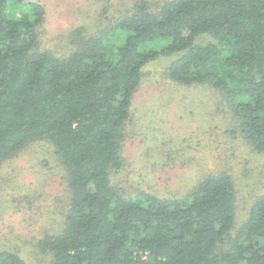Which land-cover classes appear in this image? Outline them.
<instances>
[{
	"label": "trees",
	"instance_id": "trees-1",
	"mask_svg": "<svg viewBox=\"0 0 264 264\" xmlns=\"http://www.w3.org/2000/svg\"><path fill=\"white\" fill-rule=\"evenodd\" d=\"M43 15L37 2L0 0V166L31 141L53 145L69 195L61 229L37 240L50 264H264V193L234 223L231 174L169 199L126 196L111 180L143 68L159 55L172 56L166 78L210 87L264 152V0H139L108 30H74L79 46L62 57L38 48ZM0 264L31 263L0 251Z\"/></svg>",
	"mask_w": 264,
	"mask_h": 264
},
{
	"label": "rangeland",
	"instance_id": "rangeland-1",
	"mask_svg": "<svg viewBox=\"0 0 264 264\" xmlns=\"http://www.w3.org/2000/svg\"><path fill=\"white\" fill-rule=\"evenodd\" d=\"M44 7L38 48L57 57L84 39L110 29L130 15L139 0H23ZM155 7L162 0H146ZM127 33L112 38L121 44ZM166 39L146 47L160 46ZM171 55L145 64L124 128L123 166L111 173L126 196L147 192L162 198L184 194L210 173L231 174L235 187L234 223L243 221L255 197L264 193V152L243 140L228 105L203 85L185 86L166 78ZM64 171L50 142L28 143L0 166V251L20 254L31 264H50L37 248L45 232L59 231L67 210Z\"/></svg>",
	"mask_w": 264,
	"mask_h": 264
}]
</instances>
